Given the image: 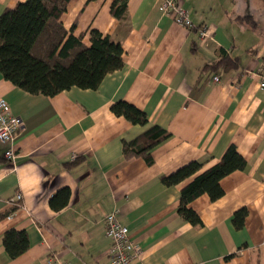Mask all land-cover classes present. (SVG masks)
<instances>
[{"label":"crops","instance_id":"obj_1","mask_svg":"<svg viewBox=\"0 0 264 264\" xmlns=\"http://www.w3.org/2000/svg\"><path fill=\"white\" fill-rule=\"evenodd\" d=\"M24 0H0V13ZM195 28L158 10L160 0H128L126 20L111 0H70L65 28L98 29L122 45V66L94 89L72 86L54 95L29 93L0 72V96L24 122L13 160L0 142V264H110L104 216L118 210L142 248L138 264H264V34L257 0H179ZM228 1V3H227ZM250 14L252 27L238 16ZM206 27L207 38L200 37ZM260 28V31H259ZM256 33V35H254ZM245 34L248 38L243 39ZM261 45V46H260ZM235 62L219 64L221 52ZM219 75V81L212 77ZM126 100L145 112V124L115 115ZM157 124L169 136L151 149L152 162L124 157L122 142ZM234 144L247 161L220 180L221 197L207 194L189 206L193 225L178 214L189 177L165 185L161 176L190 160L217 162ZM68 189L67 203L60 190ZM19 192V204L9 199ZM66 198V197H65ZM247 213L234 222L240 208ZM23 230L28 246L11 257L2 237Z\"/></svg>","mask_w":264,"mask_h":264},{"label":"trees","instance_id":"obj_2","mask_svg":"<svg viewBox=\"0 0 264 264\" xmlns=\"http://www.w3.org/2000/svg\"><path fill=\"white\" fill-rule=\"evenodd\" d=\"M127 1L111 0L110 12L120 21L126 20ZM69 2L24 0L0 13V72L5 79L29 93L51 96L72 86L94 89L106 74L122 66L123 49L119 41L91 28L89 44H86L83 33H72L73 25L69 30L65 28L61 17ZM261 2L264 5V0ZM237 19L256 26L250 14ZM192 28L195 25L189 29ZM221 56L219 64L234 67L235 62L225 50ZM110 109L133 124L147 122L145 112L126 100L115 101ZM169 135L165 128L154 124L135 138L123 141L122 153L126 158L142 156L149 164L152 162L151 149ZM246 164L244 156L230 144L211 166L202 169V161L190 160L161 176V180L165 185H174L192 177L180 189L178 214L191 224L200 225L201 219L189 203L204 193L211 200L221 197L224 190L220 180L235 170H243ZM59 193L64 196L62 204H66L68 189L63 188ZM246 213L244 207L235 211L237 226H241ZM2 244L11 257H16L28 246L26 232L10 229L4 233Z\"/></svg>","mask_w":264,"mask_h":264},{"label":"built area","instance_id":"obj_3","mask_svg":"<svg viewBox=\"0 0 264 264\" xmlns=\"http://www.w3.org/2000/svg\"><path fill=\"white\" fill-rule=\"evenodd\" d=\"M158 10L170 16L175 23L181 26L186 28L194 26L188 10L179 0H160ZM200 37H208L207 29L204 26L200 28ZM212 81H219V75H214ZM259 86L264 89V78L260 80ZM22 128H24V122L21 117L13 114L9 103L3 96H0V142L8 144L4 151V157L8 160H13L16 156L13 147L14 139ZM21 198V194L16 192L9 201L17 206ZM104 228L105 235L110 241L107 249L110 264H138L141 260L142 248L132 240L128 227L122 223L117 209L105 214ZM49 264L68 263L54 257L49 260Z\"/></svg>","mask_w":264,"mask_h":264},{"label":"rangeland","instance_id":"obj_4","mask_svg":"<svg viewBox=\"0 0 264 264\" xmlns=\"http://www.w3.org/2000/svg\"><path fill=\"white\" fill-rule=\"evenodd\" d=\"M258 2H256V4H258L259 3V10H260V12H261V17L259 18V20H260V22L263 24V26L261 27V31H262V33L264 34V5H263V3L261 2V0H257ZM227 3H228V1H227ZM259 31H260V28H259ZM254 35H256V33H254ZM257 36V35H256ZM249 37V35L248 34H245L244 36H243V39H245L246 40V38H248ZM250 38V37H249ZM248 38V40H251V42H256L255 40H254V38H251V39H249ZM264 41V40H263ZM261 46V45H260Z\"/></svg>","mask_w":264,"mask_h":264}]
</instances>
